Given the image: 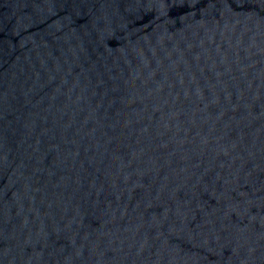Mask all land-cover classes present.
I'll return each mask as SVG.
<instances>
[{"label": "water", "instance_id": "1", "mask_svg": "<svg viewBox=\"0 0 264 264\" xmlns=\"http://www.w3.org/2000/svg\"><path fill=\"white\" fill-rule=\"evenodd\" d=\"M0 264H264V0H0Z\"/></svg>", "mask_w": 264, "mask_h": 264}]
</instances>
